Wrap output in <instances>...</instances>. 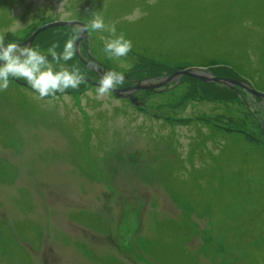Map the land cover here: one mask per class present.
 I'll return each instance as SVG.
<instances>
[{
    "label": "rangeland",
    "instance_id": "obj_1",
    "mask_svg": "<svg viewBox=\"0 0 264 264\" xmlns=\"http://www.w3.org/2000/svg\"><path fill=\"white\" fill-rule=\"evenodd\" d=\"M60 5L0 0L4 44L98 13L132 41L127 56L104 52L108 32H89L81 47L74 25L42 30L31 47L47 53L58 43L63 52L75 35L77 52L124 75L118 88L205 67L240 73L264 92V0ZM48 60L99 80L76 55ZM180 80L139 88L141 106L114 91L97 99L90 81L40 99L26 80L10 78L0 91V264H264V221L255 217V234L248 223L251 214L264 218V99L240 86ZM215 222L229 224V238Z\"/></svg>",
    "mask_w": 264,
    "mask_h": 264
},
{
    "label": "clouds",
    "instance_id": "obj_2",
    "mask_svg": "<svg viewBox=\"0 0 264 264\" xmlns=\"http://www.w3.org/2000/svg\"><path fill=\"white\" fill-rule=\"evenodd\" d=\"M64 0H61L62 8ZM108 32L111 38L101 36L105 41L104 52L111 58L127 56L133 48L132 41L126 39L121 33L117 36L115 23L107 24L98 13L92 14V19L88 24L80 25L75 32L82 34L85 32ZM76 36L69 38L65 43L62 53L57 52L58 43H53L47 50V54L42 53L30 46L9 43L4 44V37L0 35V91L7 90L10 78L24 79L28 85L38 93L40 99L46 97L56 98L57 92L65 93L67 89H77L80 84L85 83V75L81 73L76 65L69 70L60 65V70H54L53 63L48 60V55L52 61L59 64L61 60L68 61L74 57L77 48L75 45ZM124 75L115 71L105 72L97 86V99H101L117 89L123 84Z\"/></svg>",
    "mask_w": 264,
    "mask_h": 264
},
{
    "label": "water",
    "instance_id": "obj_3",
    "mask_svg": "<svg viewBox=\"0 0 264 264\" xmlns=\"http://www.w3.org/2000/svg\"><path fill=\"white\" fill-rule=\"evenodd\" d=\"M86 23L81 21V20H55V21H51L48 22L44 25H42L41 27H39L38 29H36L34 31V33L25 41H23L20 44L21 47L24 45L30 46L31 47V43L34 39V37L41 32L42 30L52 27V26H56V25H85ZM86 32L82 33L77 40V44L80 43L81 40H83L86 37ZM7 46V45H5ZM2 62V61H1ZM3 63V62H2ZM94 65H97V63L94 61L93 62ZM104 67V66H103ZM105 68V67H104ZM106 69V68H105ZM107 72V69H106ZM182 75H187V76H191V77H195V78H199L203 81L206 82H220L224 85H227L229 87H231L232 89H236V86H240L245 88L246 90H248L249 92L261 97L264 99V92L257 90L255 87H253L252 84H250L249 82H247L246 80L243 79H236V78H232V77H227V76H218V75H214L211 73V71L205 67H187V68H182V69H177L175 70L172 75H170L169 77H167L166 80H162V81H154L151 82L147 85H140L137 84L135 86L129 87V88H118L114 91L116 94L121 95V96H126L128 97L135 105H137L138 103L137 101V96L133 93H128V94H123L125 91H130V90H138L139 88H143V89H159L162 87H165L169 82H171V80L173 78H178ZM263 130H264V121H263Z\"/></svg>",
    "mask_w": 264,
    "mask_h": 264
},
{
    "label": "flooded vegetation",
    "instance_id": "obj_4",
    "mask_svg": "<svg viewBox=\"0 0 264 264\" xmlns=\"http://www.w3.org/2000/svg\"><path fill=\"white\" fill-rule=\"evenodd\" d=\"M81 21H83V20H81ZM83 22H85V21H83ZM87 24V23H86ZM74 26H77L78 27V25H74ZM87 34H86V37L84 38V41H81V43H80V46L82 47V46H85V40L87 39V41L88 40H90L91 39V36H90V33L89 32H86ZM79 35H81V34H79ZM79 35H78V37H79ZM25 41V40H24ZM23 41H21V42H19V43H17V44H20V43H22ZM24 46H26V45H24ZM23 47V46H22ZM32 48V47H31ZM43 53H45V52H43ZM58 53H62V52H58ZM45 54H47V53H45ZM77 57H78V59L83 63V65L85 66V68L87 69H89V70H92L96 75H97V77L99 78V80H100V78H101V76L106 72V66L105 65H103L104 63L102 62H100L99 61V58H95V57H93L92 55L93 54H91L89 51L87 52V57H85L84 56V54L83 53H81V51H79V52H77L76 51V54H75ZM79 55H81V56H79ZM96 62L97 63V65H94L93 64V62ZM106 68H104V67ZM107 71H108V69H107ZM175 70H173L172 72H171V74L174 72ZM89 75V76H88ZM88 75H85V79H86V81H90L91 82V87H93V86H98V84H99V80H95L92 76V74H88ZM182 76H184V75H182ZM182 76H180V77H178V78H176L177 79V83L176 84H178L179 82H181V80H180V78L182 77ZM186 76V75H185ZM197 79H199V78H197ZM156 79H136V80H133L132 81V83L130 84V85H127L126 87L127 88H129V87H132V86H135V85H137V84H140V85H147V84H149V83H151V82H154ZM143 82H145V83H143ZM21 83H25V82H21ZM176 84H174V85H176ZM23 85H25V84H23ZM122 88H124V87H122ZM155 90H158V89H155ZM160 90V89H159ZM234 90H236L237 91V89H235L234 88ZM128 93H133V94H138V90L136 91H133V90H130V91H125L123 94H128ZM137 96V95H136ZM123 97L124 98H126V96H124L123 95ZM127 99V98H126ZM139 105H141L140 104V101L138 100V98H137V101H136ZM142 106V105H141ZM263 121H264V119H263Z\"/></svg>",
    "mask_w": 264,
    "mask_h": 264
},
{
    "label": "trees",
    "instance_id": "obj_5",
    "mask_svg": "<svg viewBox=\"0 0 264 264\" xmlns=\"http://www.w3.org/2000/svg\"><path fill=\"white\" fill-rule=\"evenodd\" d=\"M185 42V40L184 41H182V43H184ZM160 44H163V42H161ZM159 44V45H160ZM158 47V46H157ZM160 48H163V46H159ZM165 47L168 49V50H170L169 48H168V44H165ZM164 49V48H163ZM161 55V54H160ZM175 70V69H174ZM236 73V72H235ZM238 73V72H237ZM187 76V75H186ZM188 77V76H187ZM189 77H191V76H189ZM227 77H229V76H227ZM191 78H195V77H191ZM232 78H236V79H243V80H246L247 82H249L250 84H252V82L250 81V80H248V78H246V77H244L242 74H240V73H238V76L237 77H232ZM197 80H200V79H197ZM202 81V80H201ZM216 83H218V84H221V85H224V84H222V83H220V82H216ZM224 86H226L227 88H230L232 91H235V92H238V90L236 91V90H234V89H232L231 87H229V86H227V85H224ZM254 87V86H253ZM243 88V87H242ZM245 89V88H244ZM114 93V92H113ZM125 99V98H124ZM127 101H129L130 103H133L129 98H127ZM221 102H223V101H221ZM223 103H225V102H223ZM134 104V103H133ZM226 104V103H225ZM227 105V104H226ZM230 132H234V131H230ZM235 132H239L240 133V131H235ZM261 149H262V151H264V147H260ZM264 190V189H263ZM241 197V194H240V196L238 195V196H236L233 200H238L239 198ZM239 200H242V199H239ZM247 204L248 202H247V200L245 201H238V204H239V207H242V205H244V204ZM252 203H256L255 201H252ZM250 204V205H252L253 206V204ZM257 204V203H256ZM255 205V204H254ZM255 217H257V219H258V217L261 219V220H263L264 221V218H263V214H260V215H252L251 214V216L249 217V219H248V223H249V227H250V229H251V231L253 232V234H255V232H257V231H259L260 229H259V226H260V224H257L256 223V226H255ZM214 222V221H213ZM222 223H223V221H222ZM258 223H260V222H258ZM185 224H186V226H187V223H184L183 225H181V228H184V226H185ZM215 225H216V227H217V229L220 231V232H223V234H225L224 236H227V238H229L228 236H229V234L231 233V231L229 230V224L228 223H226L225 222V224H220L221 226H219V225H217L216 224V222H215ZM188 227V226H187ZM261 227L264 229V224H262L261 225ZM191 228V230H192V226H191V224L189 223V229ZM228 231H229V234H227L228 233ZM191 233H193L192 231H191ZM254 247V246H253ZM264 247V246H263ZM255 249H257V248H262V247H259V246H257V248L256 247H254ZM242 258H244L243 256H241Z\"/></svg>",
    "mask_w": 264,
    "mask_h": 264
}]
</instances>
